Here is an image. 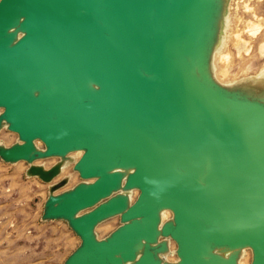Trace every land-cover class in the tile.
Instances as JSON below:
<instances>
[{
    "label": "water",
    "instance_id": "water-1",
    "mask_svg": "<svg viewBox=\"0 0 264 264\" xmlns=\"http://www.w3.org/2000/svg\"><path fill=\"white\" fill-rule=\"evenodd\" d=\"M224 1L0 0L1 158L83 152L45 203L81 239L65 264H264V93L210 74Z\"/></svg>",
    "mask_w": 264,
    "mask_h": 264
},
{
    "label": "rangeland",
    "instance_id": "rangeland-1",
    "mask_svg": "<svg viewBox=\"0 0 264 264\" xmlns=\"http://www.w3.org/2000/svg\"><path fill=\"white\" fill-rule=\"evenodd\" d=\"M224 4L218 39L210 59V74L215 82L226 88L263 94L264 0H225ZM19 141L18 134L10 131L4 122L0 128V145L9 147ZM35 144L38 149L44 148L41 141ZM82 153L75 151L65 157L37 158L31 162H7L0 156V264H65L81 244L68 221L45 219L44 211L51 187L65 179L67 183L54 191L58 194L82 180L73 168ZM57 165L61 172L51 181L29 173L32 166L39 171L40 166L49 170ZM127 171L122 170L124 174ZM138 194V190L130 192V199L135 200ZM161 216L164 223L173 213L165 209ZM120 224V216L106 219L96 227V234L105 238ZM169 248L161 257L176 261V242L170 240ZM229 252L225 250L223 254ZM252 257V250L245 248L238 264H250Z\"/></svg>",
    "mask_w": 264,
    "mask_h": 264
},
{
    "label": "bare ground",
    "instance_id": "bare-ground-1",
    "mask_svg": "<svg viewBox=\"0 0 264 264\" xmlns=\"http://www.w3.org/2000/svg\"><path fill=\"white\" fill-rule=\"evenodd\" d=\"M252 29H253V28H252ZM247 31H248V30H247ZM255 33H257V32H255ZM236 35H237V34H236ZM236 35H235V36H236ZM254 36H255V35H254ZM236 37L239 39V36H238V35H237ZM237 38H236V40L238 41V39H237ZM231 40H232V39H231ZM234 40H235V39H234ZM239 41H240V40H239ZM233 43H234V42H233ZM235 44L237 45V44H238V42H236ZM234 47H236V46H234ZM226 56H228V55H226ZM261 72H262V71H261ZM248 81H249V80H248ZM246 83H247V82H246ZM162 211H163V210H162Z\"/></svg>",
    "mask_w": 264,
    "mask_h": 264
}]
</instances>
